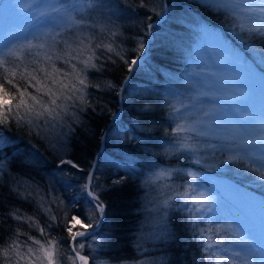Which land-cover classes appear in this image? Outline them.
Here are the masks:
<instances>
[{
  "label": "snow or ice",
  "instance_id": "obj_1",
  "mask_svg": "<svg viewBox=\"0 0 264 264\" xmlns=\"http://www.w3.org/2000/svg\"><path fill=\"white\" fill-rule=\"evenodd\" d=\"M199 2L206 8L217 12L225 11L233 17L242 18L243 22L239 24L240 32L236 33L241 43L254 40L264 42V0ZM21 5L17 4L19 10ZM23 7L34 8L37 17L49 18L50 23L32 32L31 39H12L0 49V153H3L0 155V180L5 183L10 179L14 180L8 176L7 152L10 151V139L5 135L4 127H10L14 123L21 129H27L29 137L35 133L40 139L51 141V137L40 135V126L34 121L42 117L48 124L55 121L52 126L59 125V131L56 133L55 142H51V148L57 153V162L53 167L57 174L62 173L63 177L68 178L65 183L69 187V181L75 173L69 172L68 169L85 173L81 177L85 182L78 195L86 194L89 198V219L92 221L85 223L76 214L67 217L64 231L67 233L69 246L65 251L69 254L65 264H107L104 260H98L95 255L106 248L111 239L106 235H97V230L107 218L106 204L96 191L97 187H103L99 184L101 176L97 171V163L93 161L86 170L78 162L65 157L70 138L77 130L76 125L83 123L80 116L88 110L95 113L99 107L100 114L106 111L111 114L113 126L120 123L116 112L107 105L101 106L99 101L93 102L90 99L92 93L89 91H115L117 86L112 82L103 85L100 82L93 83L88 73L92 70L104 71L108 62L116 63L114 56L126 64L129 71L133 70V66L138 67L142 57L137 54L145 51V38L148 44L153 38L154 18L163 19L170 8L161 0H111L110 3L107 0H53L46 6L38 5L36 0H28ZM140 9L145 10L144 17L140 19L141 31L144 34L124 37L122 25L116 21L138 16ZM94 14H107L106 22L101 24L94 18ZM196 25L201 34L210 32L215 36V47L210 51L214 57H218L215 60L218 67L201 68L200 72L210 78L206 86L188 95L187 103H181L180 108L169 105L175 126L165 130L171 139L167 142L164 152L167 155H184L185 159L196 167L161 169L143 181L147 186L154 179L172 176L173 173L182 174L184 180V184L177 186L182 188V191H175L174 195L163 199L153 208L159 217V232L154 238L163 243L175 238L169 226V216L175 212L186 217L191 238L201 249V261L198 264L205 261L207 264H264V229L257 232L251 227L229 220L231 224L228 229L235 239L228 243L242 245L240 251L228 252L227 248L222 249L221 246L225 245L224 237L215 240L211 236L206 238L205 229L201 224L205 220L215 218L221 198L219 193L210 191L199 183L206 169L219 170L221 166L243 162L254 154H259L258 158L264 159V108L257 109L254 105L258 92H264V70H257V65L264 69V47L254 48L249 45L247 51L250 53V59L245 58L208 24L197 21ZM235 27L236 25H233V28ZM122 38L135 41V47L130 50L133 54L131 59L122 54L123 48L118 50L116 41L122 42ZM32 49L38 51L35 57L26 63L21 54L27 50L31 55ZM57 62L62 67H58ZM163 75L171 79L174 77L168 72ZM30 89H34V92ZM123 90L121 86V91ZM45 96L49 98L47 102L43 99ZM58 100L65 103H57ZM69 101L70 104L66 103ZM69 108L72 109L71 114L68 112ZM148 109L149 106L146 105L144 110ZM65 118L70 122L65 123ZM99 139L106 142L108 138L102 134ZM28 143L36 148L32 139H29ZM217 153L220 156L226 155L227 158L221 159ZM21 163L31 164L33 161ZM125 166L130 167L132 171L113 176L107 182V188L123 185L130 177L137 175L134 160ZM256 171L259 172V179L264 181V166ZM12 191L18 196H24L23 192L16 189ZM28 196H31V193H28ZM260 201L264 205V198ZM59 203L64 202L61 200ZM71 206L77 207V202L73 201ZM11 215H14L17 221L22 219L18 214ZM28 219L31 220V217ZM50 219L59 220L57 216H51ZM77 226L81 230H76ZM221 228L222 226L216 227L217 234ZM207 231L212 232V229ZM39 232L42 237L48 236L45 228H40ZM89 238L91 243L86 244L85 241ZM28 240L32 245L27 246L26 250V242L22 245L18 238L11 239L10 243L0 249L4 264H61L59 257L62 253L55 239L49 238L42 243L41 239L29 235ZM86 248L91 249L94 254L91 260L89 255L82 254ZM138 264L162 262L139 261Z\"/></svg>",
  "mask_w": 264,
  "mask_h": 264
},
{
  "label": "trees",
  "instance_id": "obj_2",
  "mask_svg": "<svg viewBox=\"0 0 264 264\" xmlns=\"http://www.w3.org/2000/svg\"><path fill=\"white\" fill-rule=\"evenodd\" d=\"M107 2L110 3L111 0ZM167 4L170 11L165 21L153 29V40L148 46L147 54L140 65L134 68L121 95L120 123L111 125L107 129L108 139L104 142L98 158L97 171L101 176L99 184L103 187H97L96 191L106 204L107 218L97 235H106L111 239L108 246L95 255L98 260H104L107 264H138L139 261L154 260L161 261L162 264H198L201 261V249L191 238L185 216L175 212L170 214L169 226L175 238L166 243L155 240L152 234H147L151 231L152 222L150 199H153L151 202L160 200V193H163L161 200L174 195L175 191L180 190L177 187L179 183L184 181L181 174L173 173L172 176L154 179L147 186L143 181L161 169L189 166L186 161L181 160L180 154L167 155L164 148L171 139L166 135L165 130L175 126L169 105L180 108L179 105L185 103L182 98L189 93V86L192 84L190 74L193 73L192 69L195 66L194 56L201 44L200 40H195L199 33L196 22L201 21L219 31L245 58L250 59V53L247 51L249 45L254 48L264 47V42L261 40L240 42L236 33L240 32L239 24L243 22L242 18L233 17L225 11L217 12L206 8L199 0H167ZM144 14L145 10L140 9L138 16L116 21L117 24L122 25L121 31L124 37L144 34L140 26V19ZM129 15H131L130 10ZM94 18L103 24L106 22L107 14L103 16L94 14ZM157 18L155 17L154 20ZM233 25L236 27L233 28ZM116 44L119 46L118 50L124 49L122 54L127 59L133 58L130 50L135 47V41L122 38V42L117 40ZM37 51L38 49H32L31 55L27 50L24 51L21 54L22 59L26 63L30 62ZM114 59L116 63L108 62L104 71L92 70L88 75L93 83L100 82L103 85L112 82L117 86L115 91L89 89L92 93L90 99L93 102L99 101L101 106L107 105L116 112L117 93L128 73V66L118 57L114 56ZM57 66L62 67L59 62ZM257 70L264 69L257 65ZM165 72L171 73L173 79L163 75ZM30 91L34 92V89ZM43 99L47 102L49 98L45 96ZM57 103L65 102L58 100ZM146 105L149 106L147 111L144 110ZM68 112L71 114L72 109L69 108ZM110 118L111 114L107 111L100 114L99 107L95 113L88 110L82 114L80 119L83 123L76 125L77 130L70 138L65 158L73 159L87 170L98 151L99 137L106 130ZM68 122L70 121L65 118V123ZM34 123L40 126L41 136L47 135L52 138L51 141L39 138L35 149L28 143L27 129H21L14 123L10 127H4V133L10 139V151L7 152L8 176L14 180L10 179L8 183L0 180V249L14 238H18V242L22 245L26 242L24 250L32 245L28 240L29 235L41 239L42 243L52 238L59 243L62 253L59 259L61 264H65L66 256L69 254L65 251L69 246L67 233L64 231L67 217L76 214L84 222H89L82 214L86 196L78 195L85 182L81 179L85 173L68 169L69 172L75 173L69 181L71 184L69 187L65 183L68 178L63 177L62 173L57 174L53 167L57 162V153L51 148V142H55L59 125L53 127L52 124L56 122L48 124L43 117ZM129 137L134 139L129 140ZM17 157L18 159H14ZM133 160L137 175L134 178L130 177L123 185L107 188V182L113 176L132 171L125 164ZM22 161H33V163L22 164ZM237 164L243 166V171L245 168L244 173L247 178H253L250 181L259 179V172L256 169L261 166L257 163L246 159ZM231 180L244 184V181L239 179ZM244 186L264 198L263 187H255L249 183ZM170 187L175 189L173 193L170 192ZM12 189L23 192L24 196L16 195ZM28 193H31V196H28ZM61 200L63 204L59 203ZM73 201L77 202V207L71 206ZM217 212L215 216L217 222L225 227L231 224L232 220L229 217L237 220L238 215L227 203L223 202ZM11 213L20 215L22 219L17 221ZM51 216H57L59 220L52 221ZM28 217H31V220ZM201 225H206L205 221ZM40 228H45L48 236L42 237ZM220 237L217 235L216 239ZM85 243H91V238ZM221 248L223 249L224 246L222 245ZM82 254L89 255L90 260L94 255L89 248H86ZM0 264H4L2 255H0Z\"/></svg>",
  "mask_w": 264,
  "mask_h": 264
},
{
  "label": "rangeland",
  "instance_id": "obj_3",
  "mask_svg": "<svg viewBox=\"0 0 264 264\" xmlns=\"http://www.w3.org/2000/svg\"><path fill=\"white\" fill-rule=\"evenodd\" d=\"M38 5H48L53 2V0H36ZM28 3V0H0V49L4 47V45L12 40V39H23L28 37L31 39L32 32L47 26L50 23L49 18H41L35 15L34 8L24 9L23 4ZM17 4L21 5V10L17 8ZM214 30V29H213ZM218 32L217 30H214ZM221 36H223L220 32H218ZM224 37V36H223ZM225 38V37H224ZM226 39V38H225ZM195 40H200L201 44L199 45L195 56V66L192 69L191 81L192 84L189 86L190 91L186 94L182 99L183 102L187 103L186 97L188 95L194 94L197 89L204 88L209 81V77L204 73L200 72L201 68L209 69L216 68L218 65L215 63V60L218 57H214L212 52L210 51L215 47V36L210 32H203L201 34L198 33ZM227 40V39H226ZM233 47V46H232ZM234 48V47H233ZM197 67V68H196ZM177 99V98H176ZM254 105L257 109L264 108V92H258ZM181 106V105H179ZM28 134V130H27ZM28 136V135H27ZM32 139L36 144L39 140V136L33 133L32 137H27V140ZM258 151V150H257ZM181 155V154H180ZM220 156L219 153H217ZM259 154H254L253 157L249 158L253 162L257 163L259 166H264V159L258 158ZM181 160L186 161L189 164L188 168H195L196 166L191 164L189 160L185 159L184 155L180 156ZM221 159H226L227 156H220ZM235 162L233 164L227 166H221L219 170L217 169H206L203 176L199 181L202 187H207L210 191L217 192L220 194L221 203H227L236 213L237 220L229 217L232 221L236 223H240L246 227H251L252 229L259 232L261 229H264V205L261 204L259 195L249 191L244 185L253 184L255 187L261 186L264 188V181L260 179L247 178L246 173L242 169L243 166L237 164ZM172 169H187L179 166H175ZM177 174V173H174ZM182 176V174H181ZM231 179H239V181H244V184H240L239 182H233ZM184 184V181L179 183V185ZM164 185V184H163ZM166 185V184H165ZM173 188V187H172ZM179 191H182V188H179ZM173 190L170 187V192L173 193ZM160 193V192H159ZM254 196V198H251ZM163 193H160V200L157 199L155 202H151L153 199H150V209L152 215L151 222V231L147 234L156 235L159 232V217L158 214L153 211V208L162 201ZM165 199V197H164ZM83 209L82 214L83 217L87 221L90 222L91 210L88 207L89 200L86 198L83 201ZM220 207V206H219ZM217 213L215 216H217ZM98 215V214H97ZM219 220V219H218ZM220 221V220H219ZM92 222V221H91ZM86 223V222H85ZM206 225H201L206 231L211 228L212 232H206L207 236H211L212 239H216L217 235L224 237L225 245L224 248L228 249V252L231 251H240L243 247L242 245L232 243L229 245L230 240H234L235 236L229 231L228 226L221 225L217 222L216 217L211 220H205ZM217 226H222L219 234L216 233L215 229ZM218 254H223L218 252ZM221 264H224L221 262ZM254 264V262H253Z\"/></svg>",
  "mask_w": 264,
  "mask_h": 264
},
{
  "label": "water",
  "instance_id": "obj_4",
  "mask_svg": "<svg viewBox=\"0 0 264 264\" xmlns=\"http://www.w3.org/2000/svg\"><path fill=\"white\" fill-rule=\"evenodd\" d=\"M161 2L163 3V4H167V2H166V0H161ZM166 16H167V13L165 14V16H164V18L163 19H160V17L156 20V21H154L153 23H154V25L156 26V25H158V24H161L162 22H164V20L166 19ZM157 21H158V23H157ZM152 42V39L149 41V44ZM149 44H148V40H146V42H145V45H146V49H145V51L140 55L141 57H142V59L140 60V62L144 59V57L146 56V54H147V51H148V46H149ZM136 66H133V70H134V68H135ZM133 70L132 71H129L128 70V73H127V75H126V77H125V79H124V81H123V83L121 84V86H123V88L125 89L126 88V85L128 84V82H129V79H130V76H131V73L133 72ZM121 86H120V89H119V93H120V95L117 97V110H116V113H117V116H118V118L121 116V114H122V98H121V95H122V93H123V91H121ZM113 123H112V117L110 118V122H109V124H108V126H107V128H106V130H104L103 132H102V134L103 135H106V131H107V129L112 125ZM101 134V135H102ZM103 147H104V142H99V148H98V151H97V153L94 155V157H93V160H92V162L93 161H96V163L98 164V158H99V155L101 154V152H102V150H103ZM86 195V194H85ZM87 197V196H86ZM88 198V197H87ZM89 199V198H88ZM102 226V225H101ZM101 226H100V228H101ZM100 228L97 230V233L99 232V230H100ZM81 239H83V238H81Z\"/></svg>",
  "mask_w": 264,
  "mask_h": 264
},
{
  "label": "bare ground",
  "instance_id": "obj_5",
  "mask_svg": "<svg viewBox=\"0 0 264 264\" xmlns=\"http://www.w3.org/2000/svg\"><path fill=\"white\" fill-rule=\"evenodd\" d=\"M166 2H167V0H166ZM158 18H159V17H158ZM158 18H157V19H158ZM157 19H156V20H157ZM156 20H154V21H156ZM154 21H153V22H154ZM158 25H159V24H158ZM158 25H156V26H158ZM156 26H155V27H156ZM155 27H154V28H155ZM146 40H147V38H146ZM152 40H153V38H152Z\"/></svg>",
  "mask_w": 264,
  "mask_h": 264
}]
</instances>
